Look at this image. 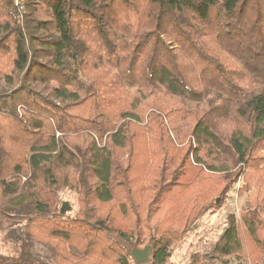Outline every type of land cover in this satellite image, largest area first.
<instances>
[{
	"label": "trees",
	"instance_id": "16d2710c",
	"mask_svg": "<svg viewBox=\"0 0 264 264\" xmlns=\"http://www.w3.org/2000/svg\"><path fill=\"white\" fill-rule=\"evenodd\" d=\"M26 5L0 0V223L55 264H166L241 181L214 259L263 260L264 0ZM28 242L0 264H43Z\"/></svg>",
	"mask_w": 264,
	"mask_h": 264
},
{
	"label": "rangeland",
	"instance_id": "374dc122",
	"mask_svg": "<svg viewBox=\"0 0 264 264\" xmlns=\"http://www.w3.org/2000/svg\"><path fill=\"white\" fill-rule=\"evenodd\" d=\"M23 180L25 181L26 177ZM242 184L241 181L236 183L222 203H219L220 199H217V205L213 206L208 213L200 217L186 236L171 247L170 259L166 264H193L196 255L201 258V264H221V262L214 259V246L228 224V216L236 214L239 217L242 207L249 200H254L252 192L244 196L238 194V190ZM64 202H69L72 206V210L64 216H73L79 211L80 205L77 195L72 190L64 188L60 192V208ZM23 226V224L10 226L0 223L1 255H11L14 252V246H18L17 244L24 241L28 242ZM28 243L32 253L43 264H55L52 254L47 247L33 241ZM145 247L137 248L144 249ZM134 248L132 245L131 251ZM144 264H152V262L148 261ZM228 264H245V261L238 259V257H232L228 259ZM249 264L252 263L249 262ZM255 264H264V258Z\"/></svg>",
	"mask_w": 264,
	"mask_h": 264
},
{
	"label": "water",
	"instance_id": "95a60500",
	"mask_svg": "<svg viewBox=\"0 0 264 264\" xmlns=\"http://www.w3.org/2000/svg\"><path fill=\"white\" fill-rule=\"evenodd\" d=\"M72 210V206L69 202H64L60 208L62 215H66L67 212ZM151 254V246H146L144 249H139L135 247L131 251V255L137 264H144L149 261Z\"/></svg>",
	"mask_w": 264,
	"mask_h": 264
},
{
	"label": "built area",
	"instance_id": "2783aa9c",
	"mask_svg": "<svg viewBox=\"0 0 264 264\" xmlns=\"http://www.w3.org/2000/svg\"><path fill=\"white\" fill-rule=\"evenodd\" d=\"M14 18L20 27H23V22L27 13L26 0H13Z\"/></svg>",
	"mask_w": 264,
	"mask_h": 264
}]
</instances>
